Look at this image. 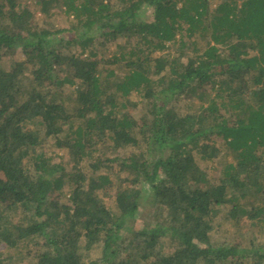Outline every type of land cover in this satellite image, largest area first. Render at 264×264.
Returning <instances> with one entry per match:
<instances>
[{"label": "trees", "instance_id": "trees-1", "mask_svg": "<svg viewBox=\"0 0 264 264\" xmlns=\"http://www.w3.org/2000/svg\"><path fill=\"white\" fill-rule=\"evenodd\" d=\"M242 219L264 225V0H0V243L42 241L30 264H264Z\"/></svg>", "mask_w": 264, "mask_h": 264}, {"label": "rangeland", "instance_id": "rangeland-1", "mask_svg": "<svg viewBox=\"0 0 264 264\" xmlns=\"http://www.w3.org/2000/svg\"><path fill=\"white\" fill-rule=\"evenodd\" d=\"M37 7H32V9H36ZM152 9H149L148 10V16H150V13H151ZM40 12H37L36 14V18H35V23H40ZM117 44H113V45H110L111 47V50L112 49H115L117 47ZM75 50L77 51H80L81 50V47H77ZM74 50V51H75ZM16 54L18 52H15ZM110 54H111V51H110ZM25 56L22 54V53H18L17 55V59H24ZM10 62V61H8ZM4 64V63H3ZM9 64V63H8ZM8 64H4V66H6V69L9 67ZM140 98L137 94H135L132 99L135 101V103L139 104L140 102ZM199 100L198 99H195L193 101V104H196ZM142 105V104H141ZM140 105V106H141ZM135 105H133L134 107ZM186 103H182L180 104V108L185 111L186 110ZM101 149V148H99ZM46 150H47V153L48 155H51L53 157H55V161H62L64 163V167H65V172L67 173H73V172H76L78 171L77 169H75L71 163V160H70V157L68 155V152L67 150L65 149H59L58 147L54 146L53 143L51 141H49V144L46 145ZM103 152L105 154H103V158H110L111 156V152H110V149H108L107 147H103L102 148ZM205 166H207L212 172H215V169L212 167V164L210 162L208 163H204ZM83 169H84V172L87 174V176L89 175L90 177H92L93 175V170L90 169V166L88 165V163H83ZM115 170H118V167L115 168ZM114 172V171H113ZM125 175H127V173H123L121 174L120 176H116L113 180V182H115V185L112 184L111 189L109 190V193H106V195H104V201L105 203L108 205V206H111L112 208H114V203H115V194H116V189H117V180L118 179H121L123 178ZM113 176H115L113 174ZM112 176V177H113ZM90 177H87V178H90ZM94 177H97V175H95ZM67 179V178H66ZM68 180V179H67ZM68 185V186H67ZM70 188H72L71 184L67 182V184L65 185V188L62 190V191H58L54 194L53 196V199L55 202H58V201H66L69 199V195H70V192L68 191ZM66 198V199H65ZM151 211L150 209V206L147 205V206H141V210H140V215H139V218L137 220V224L136 226L137 227H140L142 226L145 221H149L150 219L149 218H146V214H148L149 212ZM24 214V213H23ZM22 213L19 212L18 214H16L14 218L15 222H18L22 219L23 216H21ZM12 218V217H11ZM225 219H220L219 222H221V228L218 230V232L220 234H223V235H228L229 237L235 233L236 229L233 228L229 223H227V221H224ZM243 222H246V223H243L242 224V229H241V232L242 234L247 237V241L243 240L241 241V239H237L238 242H242L244 245H248L249 244V236H255V238H258L261 241H264V225L260 224V225H257V226H253L251 227L249 225V222L248 221H245V219H242ZM252 228H250V227ZM250 230V231H248ZM217 232V233H218ZM233 237L230 238V240H232ZM251 238V237H250ZM38 242V243H37ZM42 241H35V242H30L28 245H23L20 247V245H22V243H19V246L16 247L15 249H12V248H9L6 243H0V254L2 252H4V254L7 255V253L9 252H12V254H15V252L18 250L20 252H22L24 254V260H16V264H30V261L26 262L27 259H25V257H30L29 256V252L32 253L34 251H38L40 250L41 248V243ZM168 242V241H167ZM167 245H169V243H167ZM12 249V250H11ZM93 251L90 252L89 254V260H93V258H96L97 256H99V252L101 250L100 247H95L92 249ZM5 256V255H3ZM34 261V260H33Z\"/></svg>", "mask_w": 264, "mask_h": 264}]
</instances>
